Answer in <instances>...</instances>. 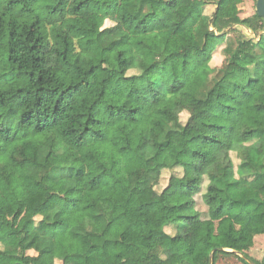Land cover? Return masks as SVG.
Here are the masks:
<instances>
[{
    "label": "trees",
    "instance_id": "obj_1",
    "mask_svg": "<svg viewBox=\"0 0 264 264\" xmlns=\"http://www.w3.org/2000/svg\"><path fill=\"white\" fill-rule=\"evenodd\" d=\"M242 2L0 0V264H249L236 252L264 234V21ZM131 133L142 153L124 151Z\"/></svg>",
    "mask_w": 264,
    "mask_h": 264
},
{
    "label": "rangeland",
    "instance_id": "obj_2",
    "mask_svg": "<svg viewBox=\"0 0 264 264\" xmlns=\"http://www.w3.org/2000/svg\"><path fill=\"white\" fill-rule=\"evenodd\" d=\"M214 8H215V5L213 3H208L204 7V12L209 15V14L212 13ZM239 9H240V11H239L240 17L246 18V17L252 16L253 13L255 12V0H243V2L239 4ZM239 29L241 30V32H243L248 37L249 36H251V37L255 36L254 33L251 30H248V29L242 28V27H240ZM230 37L231 36L228 35V38H230ZM213 55H214L216 64L218 66L221 65L222 62H223V55H222V53L220 51V47L217 50H215ZM194 119L198 123L200 121L201 117H200V115H197L196 117H194ZM123 149L127 153H132V152L142 153L143 152L142 149L140 148L138 142H137V134L136 133H131L127 137V140L123 144ZM224 150H225V148L221 147V148L218 149V152H222ZM185 158L187 160H189V161H192L191 157L189 155H186ZM177 172H179V169H177ZM167 175H168V173L164 171L163 172V176H162V183H161L162 186L166 182ZM119 179L120 178L118 176H116V177L112 178L111 181L112 182H117ZM161 185L158 186L157 188L158 189L161 188ZM204 190H205V182H204V184L202 186V191L199 194L195 195V209L200 211L202 213V215H205L206 214V210H207V207L204 204V201H203V198H202V193L204 192ZM147 195H148L147 191H142V192L134 194L131 197V199L128 202V204L126 205V207L123 208V209L116 210L114 212V215H117V214H119L121 212H124V211L128 210L131 206H133L137 202V200L145 198ZM52 199L56 203H59V204L63 203V201H64L62 197H59L56 194H54L52 196ZM149 208H150L149 205H145V206H143L141 208V218H145L146 213H147ZM176 215H177V211L172 210L169 213L168 217L169 218H175ZM168 229L170 231H173V228L169 227ZM30 253L33 254V251H30ZM166 254L169 257L173 258V259H178V254L173 249L167 250ZM247 254H248L249 257H251L253 259H256L258 261L262 260V258L264 256V234L256 235L254 237L253 246L247 251ZM216 264H244V263L241 262L237 257H235L233 255H228V256H220L218 258V261H217Z\"/></svg>",
    "mask_w": 264,
    "mask_h": 264
},
{
    "label": "water",
    "instance_id": "obj_3",
    "mask_svg": "<svg viewBox=\"0 0 264 264\" xmlns=\"http://www.w3.org/2000/svg\"><path fill=\"white\" fill-rule=\"evenodd\" d=\"M255 11H256L257 15L260 16L264 21V0H255ZM219 249L224 250V251H229V252L232 251L230 249H225V248H221V247H219ZM236 254L239 255L240 257H242L243 259H245L249 264H255L246 255H244L240 252H236ZM211 263H212V253L210 254V258H209V264H211Z\"/></svg>",
    "mask_w": 264,
    "mask_h": 264
}]
</instances>
